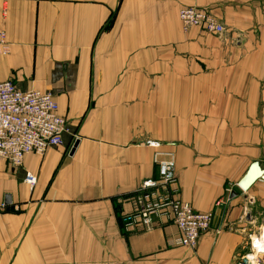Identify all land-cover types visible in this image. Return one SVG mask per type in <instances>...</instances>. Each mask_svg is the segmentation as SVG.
<instances>
[{
	"label": "crops",
	"instance_id": "obj_1",
	"mask_svg": "<svg viewBox=\"0 0 264 264\" xmlns=\"http://www.w3.org/2000/svg\"><path fill=\"white\" fill-rule=\"evenodd\" d=\"M189 6L217 13L226 35H181ZM0 31V81L51 93L68 130L62 147L28 154L20 168L0 161V205L10 199L0 264L244 258L264 226L260 215L248 221L249 201L264 211V181L237 192L251 164L264 170V0H0ZM148 142L174 155L179 198L214 215L195 250L174 246L163 217L149 231L119 221L156 176Z\"/></svg>",
	"mask_w": 264,
	"mask_h": 264
},
{
	"label": "built area",
	"instance_id": "obj_2",
	"mask_svg": "<svg viewBox=\"0 0 264 264\" xmlns=\"http://www.w3.org/2000/svg\"><path fill=\"white\" fill-rule=\"evenodd\" d=\"M178 18L184 31L200 28L218 38L226 34L224 25L208 9L185 7L179 11ZM7 52L6 35L0 31V54ZM67 133L66 121L59 115L51 93L21 91L12 81H0V161L12 168H20L26 155L42 156L49 148L62 147L63 136ZM146 145L154 151L152 162L156 176L143 181L130 196L131 211L121 223L136 231H149L155 226L154 220L163 217L177 230L174 246L194 250L200 236L211 229L214 215L196 212L179 198L174 155L161 150L163 145L159 142ZM72 148L73 143L66 148V153ZM23 181L32 187L36 179L26 173ZM222 204L217 202L216 206ZM6 209L4 204L0 205V212ZM18 211V207H13L12 212ZM250 245L254 254L245 255L237 264H264L262 248H258L253 240Z\"/></svg>",
	"mask_w": 264,
	"mask_h": 264
},
{
	"label": "rangeland",
	"instance_id": "obj_3",
	"mask_svg": "<svg viewBox=\"0 0 264 264\" xmlns=\"http://www.w3.org/2000/svg\"><path fill=\"white\" fill-rule=\"evenodd\" d=\"M189 7H191V6H189ZM185 8V7H184ZM197 8H199V7H197ZM213 14L214 15H216V18H218V20L224 25V22L222 21V19L217 15V13H215V12H213ZM178 22H179V24H180V31H181V35H183V36H185V37H190V36H192V35H195V34H197V35H201V36H206V37H215V38H218V37H216V36H214V35H211V34H208V33H206V32H204L202 29H200V28H191V29H189V30H187V31H184L183 29H182V26H181V23H180V21H179V18H178ZM224 27H225V25H224ZM225 31H226V33H227V28L225 27ZM226 35V34H225ZM224 35V36H225ZM223 36V37H224ZM222 37V38H223ZM219 39V38H218ZM263 111V110H262ZM262 152H264V139L262 140ZM263 154V157H261V160H262V162H263V165H264V153H262ZM237 192H239V193H244V192H242L239 188H237ZM264 195V189H263V191H262V196ZM260 204V202H256L255 203V207H254V205L252 204V200L251 201H249V203H248V206H250V208H251V210H249V213H248V221H251L250 219L252 218V217H256L257 215H260V216H257L258 218H263V220H264V211H263V209L261 208V205H259ZM253 205V206H252ZM253 207V208H252ZM263 228V229H262ZM261 228V231H264V226ZM260 231V234H261V236H262V234H263V237L262 238H264V233L263 232H261ZM260 234H259V236H260ZM259 236H253L252 238H251V240H257V239H259L260 237ZM259 237V238H258ZM261 239V238H260ZM260 239H259V241H260ZM195 250V249H194ZM252 254H254V252L252 251V249H251V245H250V243H249V251H248V253L246 254V255H252ZM255 264V263H254Z\"/></svg>",
	"mask_w": 264,
	"mask_h": 264
},
{
	"label": "water",
	"instance_id": "obj_4",
	"mask_svg": "<svg viewBox=\"0 0 264 264\" xmlns=\"http://www.w3.org/2000/svg\"><path fill=\"white\" fill-rule=\"evenodd\" d=\"M77 146L76 143H74L73 148L71 149V152L69 155L73 154V151L75 147ZM257 180L264 181V170L260 167V164L258 162H254L250 165L245 175L242 177V179L238 182L237 187L242 191L246 192ZM236 197V193L232 192L230 194V199ZM10 203V199L7 196L5 198V205H8ZM261 252L264 254V248L261 249ZM245 262V260H244Z\"/></svg>",
	"mask_w": 264,
	"mask_h": 264
},
{
	"label": "bare ground",
	"instance_id": "obj_5",
	"mask_svg": "<svg viewBox=\"0 0 264 264\" xmlns=\"http://www.w3.org/2000/svg\"><path fill=\"white\" fill-rule=\"evenodd\" d=\"M264 233V231H262ZM255 245L258 247V248H264V239L261 238V241L255 243Z\"/></svg>",
	"mask_w": 264,
	"mask_h": 264
},
{
	"label": "trees",
	"instance_id": "obj_6",
	"mask_svg": "<svg viewBox=\"0 0 264 264\" xmlns=\"http://www.w3.org/2000/svg\"><path fill=\"white\" fill-rule=\"evenodd\" d=\"M120 223H121V218L119 219ZM122 224V223H121Z\"/></svg>",
	"mask_w": 264,
	"mask_h": 264
}]
</instances>
